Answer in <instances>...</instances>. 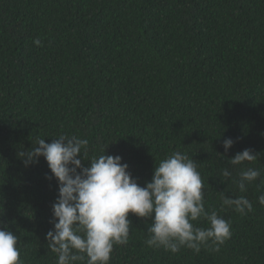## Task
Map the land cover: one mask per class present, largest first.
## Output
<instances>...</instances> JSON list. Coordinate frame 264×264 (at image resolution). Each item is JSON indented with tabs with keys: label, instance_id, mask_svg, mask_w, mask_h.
<instances>
[{
	"label": "trees",
	"instance_id": "obj_1",
	"mask_svg": "<svg viewBox=\"0 0 264 264\" xmlns=\"http://www.w3.org/2000/svg\"><path fill=\"white\" fill-rule=\"evenodd\" d=\"M59 134L87 139L86 160L120 156L140 186L186 154L206 211L230 222L219 252L171 253L148 247L151 220L129 213L109 264H264V0H0V226L19 237L22 264H56L46 234L58 187L43 157L25 167L17 153ZM245 149L257 159L228 162ZM249 167L261 175L241 192ZM222 194L254 210L222 206Z\"/></svg>",
	"mask_w": 264,
	"mask_h": 264
},
{
	"label": "clouds",
	"instance_id": "obj_2",
	"mask_svg": "<svg viewBox=\"0 0 264 264\" xmlns=\"http://www.w3.org/2000/svg\"><path fill=\"white\" fill-rule=\"evenodd\" d=\"M34 44L40 46L36 39ZM234 140L223 141L225 153ZM88 140L75 135L59 134L51 143L37 138L32 147L17 155L24 166L36 164L43 157L58 187L52 204L53 230L46 234L47 246L57 256L56 264H109L115 245L128 243L131 220L129 213L150 219L148 238L150 248H163L177 253L182 247L199 253L204 247L219 252L220 246L231 238L230 222L216 211L205 209L204 183L192 158L175 151L155 164L150 182L140 186L121 163L120 156L102 155L85 159ZM251 149L238 152L228 162L242 165L255 161ZM82 160L90 161L85 167ZM261 175L259 169L239 172L236 181L241 192ZM227 179L232 173L222 170ZM222 206L232 207L241 215L252 212L253 204L245 197L221 195ZM264 206V195L258 197ZM204 219L208 227H196L194 221ZM19 237L7 226H0V264H22L18 248Z\"/></svg>",
	"mask_w": 264,
	"mask_h": 264
}]
</instances>
